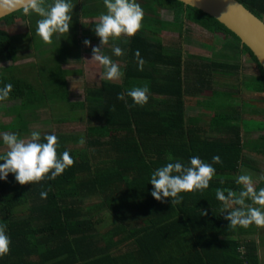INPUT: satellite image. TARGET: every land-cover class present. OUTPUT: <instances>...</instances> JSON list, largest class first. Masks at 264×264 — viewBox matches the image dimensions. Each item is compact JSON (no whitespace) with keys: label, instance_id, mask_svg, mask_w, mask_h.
<instances>
[{"label":"trees","instance_id":"16d2710c","mask_svg":"<svg viewBox=\"0 0 264 264\" xmlns=\"http://www.w3.org/2000/svg\"><path fill=\"white\" fill-rule=\"evenodd\" d=\"M238 1L264 21V0ZM72 3L75 16L69 34L54 38L62 66L48 68L45 76L16 65L35 46L39 17L33 14L29 22L19 10L0 20L6 24L0 27V62L11 63L0 66V87L14 86L9 99L0 103L10 104L3 115L11 118L0 123V133L15 132L26 139L37 130L32 124L53 122L57 127L36 132L42 142L45 135L55 134L58 153L68 151L75 161L55 180L20 185L13 174L0 180V225H7L11 240L10 254L0 257V264H262L259 244L249 239L260 227L229 228L215 195L217 188L239 191L235 178L242 168L264 173L246 158V152L264 157V135L249 138V132L264 128L250 127L244 120L252 111L264 115V70L254 53L224 24L197 8L178 0H137L144 11L143 28L121 44L125 54L120 68L125 75L119 81L85 83L84 98L72 102L68 77L73 73L63 64L75 58L69 52L72 47L80 48L76 61L85 63L83 41L92 39L83 36L85 25H91L86 21L97 19L105 9L103 0ZM163 10L172 12V19L164 20ZM18 21L25 23L24 29L11 30ZM189 22L233 43L240 55L222 59L190 53L184 48ZM170 24L183 44L177 39L172 46L158 38V30ZM153 28L154 36L148 35L147 29ZM136 50L146 61L143 71ZM243 57L254 74L247 73ZM215 71L244 79L231 91L238 93L237 103L226 111L220 107L223 113L219 106L212 109L207 124L197 92H216ZM145 83L150 89L146 105H135L127 96L117 99L126 89ZM245 90L257 94L253 101L261 111L245 102ZM54 114L60 118L55 120ZM79 121L85 123L84 133L63 129ZM0 146L4 147L2 137ZM193 155L208 163L213 156L221 157L222 163L213 165L216 175L209 188L181 193L179 205L172 206L170 198L165 203L155 200L152 172L177 160L189 164ZM256 187H264V181ZM42 190L48 191L47 199L41 198ZM201 210L208 215L202 216Z\"/></svg>","mask_w":264,"mask_h":264},{"label":"clouds","instance_id":"9594fccd","mask_svg":"<svg viewBox=\"0 0 264 264\" xmlns=\"http://www.w3.org/2000/svg\"><path fill=\"white\" fill-rule=\"evenodd\" d=\"M45 3L46 0H0V9L7 13L20 6L29 17V22L32 15L36 14L39 17L36 21V35L51 45L54 38L59 40L64 34H69L75 5L72 0H52L47 7ZM103 3L107 11L98 16V23L93 29L100 39L101 47H94L90 40L85 39L83 44L92 49V59L83 61L98 62L104 68V79L119 81L125 73L121 71L119 64L102 52V47L111 40L114 54L118 57L124 55V50L116 46L115 41L122 36L134 37L142 30L144 11L137 0H103ZM80 19L82 22V15ZM135 57L139 70L143 71L146 61L139 50L135 51ZM13 87L11 83L0 87V103L9 99ZM149 95L150 89L145 83L143 87L126 89L117 99L124 101L127 96L135 105L144 106L149 101ZM0 137L7 149L6 154L0 157V180L7 181L9 174H13L20 185H32L45 179L55 180L75 163L68 151L58 153L60 144L55 134L45 135L43 141L46 142H42L41 134L36 131L31 132L27 139L15 132H2ZM85 143L82 136L79 144L83 146ZM221 163L218 155L212 157L211 163L197 155L190 158L189 164L179 160L168 162L152 172L150 184L154 190L151 196L161 203L170 198L172 206L179 205L183 201L181 193L203 192L208 189L216 175L213 165ZM258 179L264 181V173ZM235 183L240 186L239 191L231 188L215 190L216 199L223 205L222 213H227L224 219L230 222L229 228H248L252 225L264 227V187L257 189L253 175L245 169H241ZM48 191H51V186ZM48 191H41L42 199H47ZM201 213L202 216L208 215L207 210H201ZM10 245L7 225H0V257L10 254Z\"/></svg>","mask_w":264,"mask_h":264},{"label":"rangeland","instance_id":"374dc122","mask_svg":"<svg viewBox=\"0 0 264 264\" xmlns=\"http://www.w3.org/2000/svg\"><path fill=\"white\" fill-rule=\"evenodd\" d=\"M49 4L46 3L45 7H47ZM105 8V6H104ZM105 10V11H104ZM106 8L103 9V13H106ZM162 15L164 20L167 19H172L173 17V13L172 12H168L163 10L162 11ZM75 16V12H73V17ZM87 24L91 23L90 26L85 25L84 30L85 33H83V36L85 35V37L87 36H92L91 44L94 47H101L100 45V39L98 36H96L95 32L93 31L95 25L98 23V19H92V20H87L86 21ZM5 23H1L0 27H5ZM189 27L187 29V40L184 41V48L189 51L190 53L193 54H197V55H203V56H207V57H214V56H220V58L224 59L223 57H228V56H232L234 57L235 55H237L238 53L233 50V47H235L233 45V43H230L228 41H223L221 39H219L218 37L216 38V35L212 32H209L206 29H202L201 27H199L198 25L189 22L188 23ZM25 27V23L18 21L16 25H14L12 28L10 27L11 30H19V29H24ZM149 27V26H148ZM161 27V26H160ZM174 25L170 24V25H165V29L162 30H158L159 32V37L156 36V38H160L161 40H163L165 42V44H172L173 42H175V40L178 41V43H182L183 41L182 39H180L179 37V31L176 30V27L173 28ZM9 29V28H8ZM148 31V35H153L151 34L152 32H156V29H147ZM146 31V32H147ZM156 34V33H155ZM154 36V35H153ZM126 37L127 36H122L121 38H119L118 40L115 41L116 46H119L122 50L123 47L121 46V44H124L126 42ZM182 41V42H181ZM34 43V48L25 51V55L21 58V60L16 63V65L18 66H23V70L26 71H30L32 70L33 72H35V74H37V72H39V74L42 76L46 75V72L48 70V68L50 67H55V65H58L62 62L59 61L58 57H57V48H56V44H55V40L54 43L49 45L46 44L45 42H43V40L39 37L36 36ZM113 42L110 40L109 44L106 46H103L102 49H105L106 52H108V56L113 60V62L119 64L123 63L124 57L122 56H116L113 52ZM174 46V43L173 45ZM91 48L90 47H86L85 53L83 54L84 58L91 61L92 59V52H91ZM71 51V53L74 54L75 58H69L68 63H64L63 66L66 69H69V71L72 70L73 74H69V81H70V101L74 102V101H79L82 100L84 98V94L86 91L87 87H84L85 83H91V82H96V83H100V81L104 80V68L102 65H99L98 62H85L83 64L79 63L77 60V56L79 55V51L80 48L77 47H72L69 49V52ZM89 51V52H88ZM33 53H35V57L32 55ZM240 55V54H238ZM205 57V58H207ZM243 60L245 61V57H243ZM38 62V65L36 66L35 64H33L32 62ZM250 63L251 62H244V65L247 67L248 71L247 73L249 74H254V69L250 67ZM11 63L7 62V63H3L0 62V66H6V65H10ZM61 65V64H60ZM62 66V65H61ZM32 68V69H31ZM73 71H76L75 73ZM81 72V73H80ZM216 75L219 77L220 72L217 73ZM224 74H229L225 71H223ZM43 78V77H42ZM242 79H244L242 77ZM242 79L240 80L239 76H232L230 74V76H226L224 77H219L217 78V81L219 84H217L216 87V92L214 91H207L204 90L203 92H197L199 95L200 99V103L201 105H199V112L201 115H203L206 120H207V124L209 121V115L212 114V109H215L217 106H219V110L223 112L226 111V109L232 108V104L233 103H237V101L239 100V98L237 97L238 93L235 94V92H231L233 89L237 88L240 85V81H242ZM36 81V80H35ZM193 85H194V80H193ZM225 89H229V90H225ZM249 96V98H248ZM254 96L256 97L257 94L256 93H250L247 92L246 90L243 93V97L248 98L245 100L246 103H251L254 104V107L260 110V107L256 106L258 105L257 101L254 103L253 99H255ZM258 97V96H257ZM259 100V99H258ZM202 101V102H201ZM264 106V102L262 103ZM192 105V104H191ZM226 107H225V106ZM10 106V104H5V105H0V123H9L11 121V118H7L3 115L4 113V109H7ZM193 106V105H192ZM224 109L222 110V108ZM261 111V110H260ZM55 113H57L55 111ZM252 114V115H251ZM250 115H246V117L244 118L246 124H248L250 127L257 125V124H261L262 127L264 128V115L261 114H257L256 111H252ZM54 119L56 118H60V114H54ZM261 115V116H260ZM55 119V120H56ZM55 126V123L53 122H49V124L44 125L42 123H37V124H32L31 128L32 130H36V131H40L41 129H52ZM71 129V131L74 134H81L85 132L86 126L85 123H82L81 121L76 122L74 124H69V125H64L63 129ZM218 133V132H215ZM249 138H253L256 139L260 136L264 135V130H254L252 132H249ZM30 134L26 137L29 138ZM7 149L4 146H0V156L6 152ZM247 156L246 158L248 160H250L252 162L253 165H257L260 169H264V157L263 156H258L255 155L253 153H249L246 152ZM243 169V168H242ZM245 170L248 171L247 168H245ZM253 175V179L257 182H259L260 180L258 179L260 173H256V172H251L248 171ZM256 232L253 235L249 236V239H254L257 241V243L259 244V255L262 261V264H264V227H260V228H256Z\"/></svg>","mask_w":264,"mask_h":264},{"label":"water","instance_id":"95a60500","mask_svg":"<svg viewBox=\"0 0 264 264\" xmlns=\"http://www.w3.org/2000/svg\"><path fill=\"white\" fill-rule=\"evenodd\" d=\"M197 8L224 24L235 33L242 44L251 49L264 70V21L247 9L238 0H178ZM22 10L16 6L5 13L0 9V20Z\"/></svg>","mask_w":264,"mask_h":264},{"label":"crops","instance_id":"0c3cea01","mask_svg":"<svg viewBox=\"0 0 264 264\" xmlns=\"http://www.w3.org/2000/svg\"><path fill=\"white\" fill-rule=\"evenodd\" d=\"M245 61H246V60H245ZM246 62H250V61H246ZM245 68H247V67L245 66ZM247 71H248V70H247ZM219 72H220V71H219ZM226 76H228V75H227V74H225V75H223V76H222V75H219V77H224V78H225ZM229 76H230V75H229ZM241 77H242V76H241ZM215 83L219 84L218 81H217V79H216ZM246 91H247V90H246ZM247 92H250V91H247ZM250 93H253V92H250ZM251 97H254V96H251ZM248 98H249V96H248ZM248 98H245V99H248Z\"/></svg>","mask_w":264,"mask_h":264}]
</instances>
